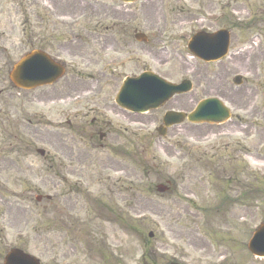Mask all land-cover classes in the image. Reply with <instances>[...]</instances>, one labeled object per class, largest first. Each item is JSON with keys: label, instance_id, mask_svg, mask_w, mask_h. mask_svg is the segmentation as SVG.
Segmentation results:
<instances>
[{"label": "rangeland", "instance_id": "obj_1", "mask_svg": "<svg viewBox=\"0 0 264 264\" xmlns=\"http://www.w3.org/2000/svg\"><path fill=\"white\" fill-rule=\"evenodd\" d=\"M49 1H40V19L33 13L25 22L13 3L9 16L0 19V31L9 35V69L31 49L26 46L28 40L33 41L39 31L42 39L34 45L51 52L52 57L61 56L66 65L62 79L51 87L25 91L8 84L4 76L8 67L5 64L1 71L4 58L0 54V264L3 255L16 247L42 264H140L148 253L158 264H164L159 257L163 253L180 255L177 259L184 264H264L245 250L264 217V0H197V6L194 0L162 1L151 28H146L153 35L150 47L157 58L149 62L152 71L166 74L172 82L183 78L192 82V91L179 97L176 105L180 109L189 112L200 101L217 98L234 118L212 126L185 122L167 131L165 137L149 126L137 125L131 133L115 129L105 149L98 146V140L93 146L87 140L53 143L58 116L44 109L51 103L34 107L24 99L46 88L59 94L72 77L71 85L82 90L83 73H92L91 68L83 71V65H67L70 59L58 54L56 47H70L72 59L77 61L86 52L85 45L96 40L89 32L97 34L105 6L107 12L133 14L139 5L121 8L116 0ZM196 12L197 23L193 19ZM119 24L126 27L121 30L138 52L134 56L149 61L140 53L142 45L134 43L130 24ZM196 24L197 31H230V51L220 63L204 64L187 51ZM161 60L169 62L168 69L157 66ZM132 67L127 64L126 69L118 70L116 85L94 86L90 81L94 93L114 94ZM237 76L243 80L239 87L233 84ZM23 117L31 126L20 121ZM119 121L122 126L127 123ZM38 122L43 127L34 126ZM62 135L68 136L65 131ZM35 148L45 150V157ZM69 148L72 154L67 155ZM66 157L74 161L79 157L84 163L61 164ZM197 157L214 161L216 166L220 159L233 160L240 171L225 192L236 199L241 194L236 189L242 191L243 183L255 190L249 210L243 212L234 205L230 212L214 214L185 208L217 206L220 200L222 184L214 176L202 178V171L197 180ZM167 182L172 183V191L156 193V187ZM116 216L121 218L117 222ZM129 220L143 225L141 236L132 233ZM197 238L206 244L204 251L195 250Z\"/></svg>", "mask_w": 264, "mask_h": 264}, {"label": "flooded vegetation", "instance_id": "obj_2", "mask_svg": "<svg viewBox=\"0 0 264 264\" xmlns=\"http://www.w3.org/2000/svg\"><path fill=\"white\" fill-rule=\"evenodd\" d=\"M40 1L41 0H0V19H4L5 17L9 16V7L12 3L17 6V13H19L20 17L24 18L25 22H27L28 19L32 17L30 14L33 13L35 19H40ZM116 1L120 3L119 6L121 8L128 6L127 4H123L119 0ZM162 1L164 0H139L136 3L129 5H139L137 12L133 14H126L125 12H107V8L105 6V12L100 15L101 20L98 22L99 30L97 34L95 35V30L89 32L91 36L96 37V40L89 41L88 44L85 45L86 52L81 57H79L77 61L72 59L74 56L72 57L73 53L70 50V47H56L57 53L62 54V56L70 59L73 66L83 65V71H86V69L91 68L92 73L85 74L82 72L84 75L81 80L82 90H77L76 86L71 85V80H74V77H72L71 80H66L65 86L61 88V93L59 94H56L55 92L52 93L53 89L46 88V90L42 91L39 95H34L30 98H25L24 100L26 102L23 100L24 103L32 104L34 107L45 106L51 103V107L46 106L44 109H46V111L48 112L55 111L56 115L58 116L56 126L53 128V143L63 145L65 139L72 141V143L73 141L84 142L85 140H87L93 146L95 144H92V142L98 140L100 142L98 146L101 149H105V147L107 146V142L112 138L111 133L116 132L115 129L119 131L123 128L125 130L130 131L131 133L132 128H135L136 130L137 125H142L144 126V128H146L147 126H149V128H156L157 125H160L161 123L160 118L163 117L166 112L171 110L184 111L183 109H180L178 105H176L177 103H179V97H181L177 96L171 100L172 102H170L171 104L167 108H160L145 115L133 114L115 105L111 94H96L94 93L95 87H92V82L94 83V86H99L101 84L107 86L116 85L113 83H118L120 80V73L118 72V70L126 69L127 64H133L132 71L129 72L130 74L128 73V75L124 74L122 80L128 76L135 77L142 73L152 71L153 67L150 66L149 62H153L157 58L153 56L154 48L150 47V45L154 43V39H152L153 35L146 28H151L153 18L157 13L158 6ZM180 1L182 0H177V2ZM194 1L197 6V0ZM49 2L51 3L53 2V0H50ZM50 9L53 10V5H50ZM118 11L121 12L123 10L118 9ZM194 17L195 18L193 19H195L197 23V12L194 14ZM107 21H112V23L110 25H105V22ZM138 21H141V23H138ZM119 22H127L130 24V32H132L134 43H140V45H142L140 53L142 54V56L147 57L149 61L138 60V58L136 57L138 52L132 50L133 45L131 44L129 37L126 36L125 32L121 30L127 29L126 27L122 28L123 26H121ZM143 22L145 23L143 24ZM116 23L118 24V29L116 28ZM195 27L196 29L194 34L197 35V24L195 25ZM137 34L142 35L139 38V41L135 39V36ZM160 35L162 38L163 34L160 33ZM8 37L9 35L6 30L0 31V54L2 58H4V62H2V65L4 67L2 69L3 71L6 69V64V67H8V69H6L5 74L7 76L9 70V59L6 48ZM40 38L41 35L39 31L38 34L34 37L33 41H30V39L28 40V45L30 47L32 46L34 48H37L34 43H39ZM162 49L165 51L166 47ZM134 54L136 55L134 56ZM168 63V61L161 60L157 62V66L159 68L168 69ZM93 68H95L96 72H98L94 73L92 71ZM157 74L162 78L169 79V77H165L166 74L162 75L158 71ZM90 81L92 82L90 83ZM85 83H87L86 88ZM89 86H91L92 88H89ZM103 112L108 113L109 116H107ZM136 118H141L142 120L139 121L136 120ZM22 120L24 122L27 121V119L25 118H23ZM119 120H125L127 123L124 122L125 126H122ZM113 124L115 125L113 126ZM29 126H31V122H29ZM34 126L43 127L40 122H38L37 125ZM64 131L67 132L68 136L66 135L65 137H63L62 133ZM60 154L64 155V153ZM69 154H72L71 148H69V152L67 155ZM45 155L46 152L41 157L43 158L45 157ZM50 160L53 159L50 158ZM112 161L116 160L112 159ZM232 161L231 159L223 158L220 159L219 162H217L216 166V162L214 161L210 162L197 157V180H200L198 178L202 176V171H205L202 178L210 176H212L213 178L214 176L215 178L213 179L222 184V188L219 192L220 200L217 206L195 205L193 207H185L187 210L191 208L192 211L196 213L211 210L216 212L227 213L230 212L229 210L232 209L234 205L237 206V208H241L243 212L249 210L250 202L249 197L244 192V183L243 185H241V187L243 188L242 191H240L239 188L236 189L238 192H242L241 194H239L238 198L232 199L231 197L226 195L225 191L232 186V184L230 183H232L236 179L235 176H237V173L240 171L238 166L236 168L235 166H233L234 162ZM75 162L79 165H82L84 163V159H80L79 157H77V159L74 161L71 157H66L63 158L61 164H71L70 167H73ZM241 171L242 177L247 176L244 167L241 168ZM240 197L241 200H239ZM196 240L197 243L195 245V250L197 252L204 251L206 244L201 242L198 238ZM188 245L190 246V244Z\"/></svg>", "mask_w": 264, "mask_h": 264}, {"label": "water", "instance_id": "obj_3", "mask_svg": "<svg viewBox=\"0 0 264 264\" xmlns=\"http://www.w3.org/2000/svg\"><path fill=\"white\" fill-rule=\"evenodd\" d=\"M134 1V0H124ZM229 34L218 31L212 34L199 33L189 42L188 49L197 58L204 62L221 60L227 53ZM63 73V69L51 62L42 53L33 52L17 63L11 73L10 80L19 89H33L38 86L51 84ZM236 85H241V80H234ZM191 90L188 81L180 85H171L155 77L128 79L118 95L117 103L125 109L134 112L157 109L175 94L187 93ZM142 110V111H141ZM192 124H218L225 122L229 117V110L216 99H206L200 102L189 115L170 112L163 119L164 127L158 130L164 136L167 127L180 124L184 119ZM168 189L162 185L157 187V192L164 193ZM39 200V199H38ZM249 251L257 257H264V225L253 235L248 245ZM4 264H39L34 258L22 251L13 249L4 259Z\"/></svg>", "mask_w": 264, "mask_h": 264}, {"label": "trees", "instance_id": "obj_4", "mask_svg": "<svg viewBox=\"0 0 264 264\" xmlns=\"http://www.w3.org/2000/svg\"><path fill=\"white\" fill-rule=\"evenodd\" d=\"M134 226H131V229L133 230Z\"/></svg>", "mask_w": 264, "mask_h": 264}]
</instances>
